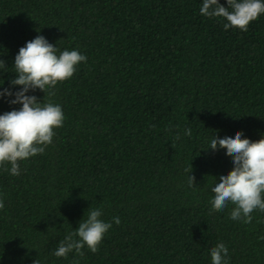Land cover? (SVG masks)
<instances>
[{"label": "trees", "instance_id": "1", "mask_svg": "<svg viewBox=\"0 0 264 264\" xmlns=\"http://www.w3.org/2000/svg\"><path fill=\"white\" fill-rule=\"evenodd\" d=\"M201 2L0 0L9 70L37 34L87 56L52 95L34 93L64 112L52 143L18 175L0 165V264H211L221 241L227 264H264V211L243 223L229 218L232 204L211 209L212 177L233 165L207 150L214 132L264 135V13L246 31L225 29ZM12 108L0 100V113ZM89 207L120 223L96 252L55 257Z\"/></svg>", "mask_w": 264, "mask_h": 264}, {"label": "clouds", "instance_id": "2", "mask_svg": "<svg viewBox=\"0 0 264 264\" xmlns=\"http://www.w3.org/2000/svg\"><path fill=\"white\" fill-rule=\"evenodd\" d=\"M226 4L227 7L220 0H202L199 13L204 17L224 18L225 29L236 27L240 31H246L249 22L264 13V0H226ZM86 61L85 54L76 49L60 50L41 34L19 48L10 65L11 70L6 67V61L0 59V100L19 105V108L0 113V165L9 164L7 170L11 175L19 174L21 161L42 153L52 143L54 130L62 127L65 119L60 104L45 102L44 97L38 100L34 93L40 90L52 95L58 82L71 78L77 66ZM7 72L15 73V76L8 79V86H5L3 74ZM187 134L189 131L185 129ZM176 138L179 139V135ZM207 142V150L222 149L226 155L231 154L233 165L227 173H220L218 179L212 177L211 209L223 211L232 204L229 218L250 223L254 210L264 211V135L253 141L239 130L223 136L214 132ZM185 171L188 186H195L192 169ZM3 207L4 200L0 198V209ZM102 216L101 208L89 207L78 227L59 241L52 254L67 257L75 251L82 255L85 247L96 252L113 222L120 223L119 217L106 221ZM208 251L211 264H227L228 248L222 241Z\"/></svg>", "mask_w": 264, "mask_h": 264}]
</instances>
